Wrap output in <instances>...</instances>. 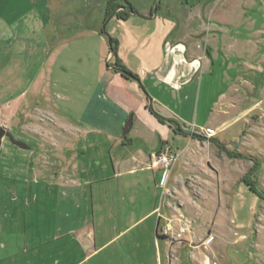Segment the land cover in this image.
<instances>
[{
    "label": "rangeland",
    "instance_id": "rangeland-1",
    "mask_svg": "<svg viewBox=\"0 0 264 264\" xmlns=\"http://www.w3.org/2000/svg\"><path fill=\"white\" fill-rule=\"evenodd\" d=\"M14 1L20 9L12 6L8 17L17 23L15 43L10 44L14 49L8 54L15 65L0 72V125L11 136L0 145V217H20L11 240L31 251L38 248L36 257L30 251V264H73L99 246L84 264H170L169 259L171 264H264V0H157V18L149 20L143 18L139 0H131L138 15L100 25L107 48L111 38L126 43L129 36L163 38L161 18L174 23L173 36L188 48L196 42L191 56L185 55L187 60L197 57L187 63L197 72L189 87L178 91L181 83L166 81L176 91L151 87L156 98L145 90L149 84L143 87L181 120L218 131L214 139L198 132L206 147L196 148L201 150L196 166L205 173L181 182L188 192L179 188V204L163 192L160 172L153 176L131 161L137 147L152 148L158 142V131L135 120L125 135L131 142L122 144L93 126L91 115L97 114L93 108L98 104L90 89L98 77L93 68L69 64L67 70L35 75L29 49L38 46L34 37L45 28L38 22L47 15L42 5L46 0H30L29 6L25 0ZM196 2H203L206 12L192 18L189 10ZM67 14L75 15L70 10ZM7 16L4 12L0 19ZM188 25L190 30L202 27V34L184 35ZM177 40L169 38L166 52L172 54L167 51L171 46L178 53L183 45L173 43ZM141 46H121V51L129 47L122 57L134 69L140 66L136 58ZM89 118L90 126H85L82 120ZM168 142L176 151L187 146L175 162V175L184 178L192 144L172 131ZM167 201L178 207L175 220H168L175 228L184 218L190 222L191 236L183 234V241L172 247L171 238L155 237L154 232L158 214L164 219L174 213ZM154 206V216L135 224L149 227L147 233L126 230L109 241L130 217H141ZM86 225L90 235L80 232Z\"/></svg>",
    "mask_w": 264,
    "mask_h": 264
},
{
    "label": "crops",
    "instance_id": "crops-1",
    "mask_svg": "<svg viewBox=\"0 0 264 264\" xmlns=\"http://www.w3.org/2000/svg\"><path fill=\"white\" fill-rule=\"evenodd\" d=\"M124 1H129L130 3H132L131 0H46L45 4L42 5L45 10L47 9V15H45L44 19L43 17H41L43 21L38 22L40 26L45 28L43 29L42 34H40L39 36L37 35L38 38H36V35L34 37L33 41H35L36 39V45L38 44V46L36 48H33V50L31 48L29 49L33 57L32 68L35 69V75L42 74L44 71L45 73L50 72V74H53L59 67L63 69L66 68L67 70L69 64L70 66H77L78 68L82 67V69L85 67H87L88 69L93 68L98 75V77L95 79V85L91 86L90 88L91 91L93 90L94 92L93 96L95 95L94 97H96L98 101L97 106L93 108L94 111L95 108H97V114L94 113L93 115H91L92 120L96 124H93V126L97 131L103 133L108 132V135L110 137L116 140L118 139L122 144L131 142L130 138L122 135L124 124L126 123V119H128L129 115H132V122H134L135 120L145 122L151 130L158 131L159 140L158 142L154 143L152 148L145 146L137 147L134 152L130 153V155L131 161L140 165V171H151L153 176L157 175L160 172V178L158 180L159 185L160 182L164 179L163 169L152 164L153 161H150V159H152L151 156H153L160 149L163 143H169V132L172 131L175 134H178L180 136L183 135L184 137H186L187 143L192 144L191 153L193 154L192 157H190L189 154V159L187 160L189 171L184 178H182L181 175H175L174 163L166 180V188L173 192L171 195H168V198H171L170 202L174 204L173 200H176L177 204H179L178 201L181 203L182 197L177 194H179V188H181L182 186L181 182H186V180L191 177L199 179L200 175L202 173H205L204 170L196 166V163H199V160L201 158V150L196 151V148L201 147V149H204V147H206V142L193 137L191 135L193 130H185L189 133H180L178 131H175L174 125H170L168 122H160L148 110V99L155 97V95L149 93L151 87L167 89V91L174 93L176 90L172 89L166 81H171L172 83L177 82L178 84L181 83V87L178 91H181L184 88L190 86L191 82L194 81L197 72H191V67H189L187 63L190 62V60L196 59L197 57L192 56L191 59L187 60L185 55L189 53L191 56V54L195 50L194 47H197V45L196 42H194V44H192V46L188 48L186 44L181 41V39L173 36V32H175L174 23H167L165 18H161L164 19V24L161 25L159 30H161V33L165 34L163 38L156 37L152 34H145L143 37L129 36L127 43L126 41L121 42V40H115L113 38L115 40L113 42L114 49H117L115 53H113L112 51H110V41L107 48V38L104 33L100 31V25L104 21H106V25L110 24L111 22H116L119 18H117L113 13L105 19L106 12H111L110 6L112 4L123 3ZM24 2L26 6H29V4H31L30 0H25ZM139 2V6L142 8L141 12H143L144 19L149 20L152 18H157L158 7L156 8V10H152L151 7L153 0H139ZM12 6L16 7V9H20V5L14 0H0V14L4 15L5 12V14L8 15L6 20L0 19V45L2 50L0 51V72H4L5 69H8L9 72L11 69H14L15 65L13 54L10 56L8 54L9 52H11V49H14V45L10 44L15 43L16 35L13 28L17 26V23H14V19H8L9 14L11 13L10 10L12 9ZM205 7L206 5H204L203 2H196L193 6H191L192 9H190L189 11H192V18L204 16L206 12ZM69 10L73 11L75 15L68 17L67 13ZM52 14L57 15V17L55 19H51ZM156 22L158 21L156 20ZM188 26L189 29H186L187 31H185L184 35L190 36L191 38L199 37L202 34V31H200L202 27L201 29L197 27L196 29L190 30V25ZM101 32L103 33V35ZM178 35L182 34L178 33ZM168 37L178 39L173 43L182 44L184 46V50L172 54L166 52V50L164 49V44L169 43ZM126 44H132L134 48L142 44L141 47L144 48V50L140 52L141 55H139V58H136L137 61L140 62V66L138 68L134 69L130 67V64L127 61H124L122 57L123 53L126 56V54L130 52L129 47L127 51H121V48L123 46H126ZM109 54L111 56L108 60L107 58ZM70 59L73 62H71ZM182 59H185L186 62H183ZM116 63L123 65L129 72L135 75L136 78L127 79L122 76L118 70H115L116 67L114 65ZM139 72H146V74L145 76L141 77V74ZM191 74L193 75L191 76ZM145 83L149 84V87L145 88ZM143 87L149 94H151L150 96L152 97H149L148 93L144 91ZM152 100L156 99L152 98ZM90 120L91 119L89 118L82 121L87 123L85 124V126H90ZM175 120L178 124V120L176 118ZM192 126L194 128L196 127L194 126V124H192ZM207 127L208 126H205L204 129H202V131L205 132L207 136L205 134L202 135L206 138H215L214 135H216L218 131L215 128L207 129ZM200 128H203V125H200ZM194 132L198 133V131ZM138 139L139 142L145 144V141L141 137H138ZM171 147L176 150L172 145ZM186 147L179 151L177 150L179 156L182 154ZM209 160L210 158L205 159V162L208 165ZM134 170L135 167L133 165L130 169V172H133ZM195 170H198L200 173H196ZM169 182H172L170 186L168 185ZM174 184H176L177 187ZM185 185L189 187L188 184ZM182 188L186 190V187L182 186ZM187 192L188 190L185 191L186 194ZM177 196H179L178 199ZM170 202L167 201V205L172 209L174 213H172V216H165L164 219L161 215L160 217L156 215L157 219L154 227L155 237H158V234L160 237L166 238L165 236L160 235L159 230L163 228L168 220H175L174 216L175 213H177L178 207L169 205ZM192 203H194V200L192 201ZM156 209L157 207L154 206L151 209L147 210V212L142 214L141 217H138L136 219H132V217H130L126 227L118 231L111 239H109V241L114 240L120 233L126 230L127 233L136 231V229H138L141 234L147 233L149 227L138 228V225L146 221L148 218L154 216L156 214ZM178 212H180V210ZM19 218L20 217H16L12 213L0 217V264L31 263L29 260V254H31V250L21 248L20 245L15 244L11 240L13 226L15 224L19 225V222L16 220ZM140 220L141 222H139ZM137 222H139L138 225H135ZM80 229V232L83 233V235H85L84 233L90 235L91 231L89 225L82 226ZM7 234L9 236L7 237V239H5ZM133 234L137 233L133 232ZM187 235L191 236L190 233H187ZM55 240H58V238H56ZM127 241L129 243L130 238H128ZM170 241L171 242L169 244L172 247L174 245H179L180 242L183 241V239H170ZM154 242L157 243L156 238H154ZM106 243H103L101 246ZM187 243L194 247V243ZM98 248H100V246L94 247L90 253L85 254L80 260L73 264H79L80 262V264H84V259L90 256L92 253L96 252ZM37 249L38 248H36V246H33V251L31 252H33L34 257H36ZM134 263L138 264L136 260L134 261ZM169 263L171 264L170 259Z\"/></svg>",
    "mask_w": 264,
    "mask_h": 264
},
{
    "label": "built area",
    "instance_id": "built-area-1",
    "mask_svg": "<svg viewBox=\"0 0 264 264\" xmlns=\"http://www.w3.org/2000/svg\"><path fill=\"white\" fill-rule=\"evenodd\" d=\"M167 51L174 53L176 50L175 48L168 46ZM184 46L180 47L179 51H183ZM177 53V52H176ZM109 56V55H108ZM183 62H186L185 59H182ZM196 61V60H195ZM174 86H178L179 84L174 82ZM179 153L174 150L171 145L167 142L163 143L160 149L153 155V162L155 166H159L163 169V177L164 179L160 182V185L163 187V192L166 194H171L170 190L166 188V180L167 176L171 170L172 165L177 161ZM160 217V214H158ZM181 218V215L176 218ZM189 225L190 222L185 218L181 220L178 227L175 228L172 222L168 221L163 228L159 230L161 236L169 237L171 239H179L183 234L189 233Z\"/></svg>",
    "mask_w": 264,
    "mask_h": 264
},
{
    "label": "water",
    "instance_id": "water-1",
    "mask_svg": "<svg viewBox=\"0 0 264 264\" xmlns=\"http://www.w3.org/2000/svg\"><path fill=\"white\" fill-rule=\"evenodd\" d=\"M149 101V106L153 109V111L160 115L161 117L165 118V119H171V118H176L178 120V124L180 125V127L184 130H193V131H198V132H202V130L200 128H194L192 126V124H189L181 119H179L171 110H169L168 108H166L163 104H161L159 101L157 100H152V98L148 99ZM131 122H132V115H129L123 130H122V135L125 136L126 133L128 132L130 126H131ZM3 137H10V133L7 129V127L5 125H0V145H1V141ZM126 139V138H125ZM13 142L16 143V141L13 140Z\"/></svg>",
    "mask_w": 264,
    "mask_h": 264
},
{
    "label": "trees",
    "instance_id": "trees-1",
    "mask_svg": "<svg viewBox=\"0 0 264 264\" xmlns=\"http://www.w3.org/2000/svg\"><path fill=\"white\" fill-rule=\"evenodd\" d=\"M126 2H127V1H126ZM127 3H128V2H127ZM110 8H111V10L113 9V7H110ZM133 11H134V10H133ZM109 15H110V12L107 11V12H106L105 19H106ZM116 15H117L118 18L125 19L129 14H128V13H125V12H122V13H116ZM113 42H114V40L111 38V39H110V51H112L113 53H115V49H114V46H113ZM114 66L116 67L115 70H118L119 73H120L122 76H124L125 78H127V79H135V78H136V76L133 75L131 72H129V71H128L123 65H121V64H117V63H116ZM148 110H149L150 113H152V114H153V115H154V116H155L160 122H168L170 125H171V124L174 125V129H175V131H178V132H180V133H189V132H187V131H185V130H180V129L178 128V124H177V122H176L175 119H165V118L161 117L160 115L156 114L150 106H148ZM191 135H192L193 137H195V138H197V137H202L200 134H197V133H191ZM213 139H214V138H213ZM220 147H222V146H220ZM249 187H250L252 190L255 191L253 185H251V186H249ZM157 236L160 237L158 234H157Z\"/></svg>",
    "mask_w": 264,
    "mask_h": 264
},
{
    "label": "flooded vegetation",
    "instance_id": "flooded-vegetation-1",
    "mask_svg": "<svg viewBox=\"0 0 264 264\" xmlns=\"http://www.w3.org/2000/svg\"><path fill=\"white\" fill-rule=\"evenodd\" d=\"M128 2V3H127ZM124 1L123 3H116V4H112L110 7H113V9L111 10L110 12V15L113 13L116 15V13H122V12H125V13H128V14H135V15H138V10L133 7L132 3H130L129 1ZM152 7V10H156L157 8V0H153V3L151 5ZM134 10V11H133ZM117 17V15H116ZM118 18V17H117ZM121 19V18H120ZM178 128L180 130H182L179 125H178ZM192 133H197V132H192ZM198 134V133H197ZM5 139V138H4Z\"/></svg>",
    "mask_w": 264,
    "mask_h": 264
},
{
    "label": "bare ground",
    "instance_id": "bare-ground-1",
    "mask_svg": "<svg viewBox=\"0 0 264 264\" xmlns=\"http://www.w3.org/2000/svg\"><path fill=\"white\" fill-rule=\"evenodd\" d=\"M196 62H197V60H196Z\"/></svg>",
    "mask_w": 264,
    "mask_h": 264
}]
</instances>
